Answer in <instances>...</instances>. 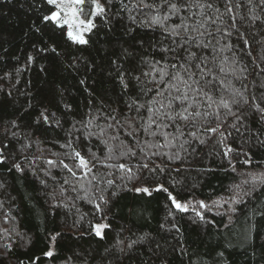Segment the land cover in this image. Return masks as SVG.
<instances>
[{"label": "trees", "instance_id": "1", "mask_svg": "<svg viewBox=\"0 0 264 264\" xmlns=\"http://www.w3.org/2000/svg\"><path fill=\"white\" fill-rule=\"evenodd\" d=\"M99 1L106 11L93 17L95 27L85 34L88 43L81 45L68 39L66 26L62 30L42 20L54 10L46 0H0V155L4 157L0 161V264H264V183H241L249 174L264 171V121L252 107V97L264 107V19L253 24L249 5L244 3L237 10V23L248 47L235 33L230 38L237 44L240 66L248 69L245 77H229L233 87L249 98L240 109V120L226 119L223 136L201 132L205 143L193 140L191 146L185 145L187 152L180 149V141L160 149L179 152L181 157H154L164 172L143 170L128 180L115 170L105 175L110 170L97 165L93 174L98 180L89 184L91 174L81 176L83 169L76 168L73 149L91 160L93 153L102 157L106 152L102 139L111 145L132 140L126 135L127 125L108 128L114 121L107 118L115 115L123 125L126 115L136 117L134 110H128L129 99L144 102L151 96H143L132 76L147 81L141 74L150 69L143 61L163 62L170 54L161 49L171 46L159 28L140 23L150 10L138 11L133 0ZM253 4L255 13L264 18L259 0ZM172 23H180L179 18L171 17ZM121 73L126 74L128 88L120 82ZM141 115L146 119L148 113L142 109ZM142 122L136 120L134 126ZM89 132L95 135H86ZM113 136L119 139L112 140ZM139 139L153 138L140 132ZM154 139L164 142L160 136ZM49 160L55 165L50 166ZM61 160L77 175L72 176ZM136 163L132 159L130 166ZM108 179L114 184L107 185ZM161 184L168 192L155 190ZM235 184L242 194L231 207L235 211L208 208L214 198L231 196ZM138 187L149 188L151 195L134 191ZM98 188L107 204L96 199L101 194ZM169 193L181 204L203 201L207 207L177 210ZM96 224L109 225L103 238L95 235ZM49 250L53 255H44Z\"/></svg>", "mask_w": 264, "mask_h": 264}, {"label": "snow or ice", "instance_id": "2", "mask_svg": "<svg viewBox=\"0 0 264 264\" xmlns=\"http://www.w3.org/2000/svg\"><path fill=\"white\" fill-rule=\"evenodd\" d=\"M46 3L53 6L54 10L50 9L42 20L52 22L62 30L63 26H67L68 39L81 45L88 43L84 38V33L90 32L95 27L91 17L102 15L106 11L99 0H46ZM244 3L249 5V20L253 24L264 19L255 13L254 9L257 5L253 4V0H159L158 3L155 0L153 2L133 0V7L138 11L150 10L146 19L140 20V23L154 29L159 28L167 34L171 46H165L161 51L170 54V58L165 56L163 62L145 59L143 62L149 65L150 71H145L141 75L148 77L147 81H142L140 75L132 76L134 69L127 73L136 81L143 96H151V99L141 102L140 98L131 97L127 107L129 112L135 111L136 117L128 118L126 115L122 125L121 121L113 115L107 119L114 123H108L106 127L127 125L126 135L132 138L131 141L121 140L119 145H111L102 139L101 143L105 144L106 152L102 157L93 153L91 160L73 149L72 155L78 161L76 168L83 169L81 176L87 178L91 174L89 184L98 180L93 174V169L97 165L110 170L105 175H112V170H115L121 172L122 179L126 177L128 180L136 178L137 174L143 170L154 172L158 168L164 172L163 167L155 164L154 157L164 156L168 160H179L181 157L179 152H161L160 149L174 146L175 141H180V149L187 152L188 147L185 145L191 146L193 140L200 144L205 143L203 139H200L201 132L220 133L223 136L221 128L226 119L232 117L234 120H240V109L249 104V98L244 90L233 87L229 77L236 79L245 77L248 69L240 66L235 51L237 44H234L230 38L234 33L237 39H243L245 35L240 32L237 23L239 15L237 10L243 7ZM221 5H223V10H221ZM85 6L90 9V12ZM258 6L264 9V0H259ZM122 7L127 8L128 5L122 3ZM171 17H178L180 23L169 24ZM239 18L243 20V17ZM129 19L136 22L135 16L130 15ZM261 43L264 44V39ZM243 44L247 48L248 40L243 39ZM41 51H47V49H41ZM52 51L55 52V48H52ZM225 52H231L232 55L222 56L221 54ZM248 55L251 53L249 52ZM261 59L264 60V57ZM125 75V73L120 74V82L128 88ZM147 84H152L154 87H147ZM225 93L228 95L226 96ZM252 101V107L257 110L260 119L264 121V107L255 102V97H252ZM142 109L148 113L146 119L141 115ZM41 117L47 122L48 117L43 112ZM136 120L143 121L138 128L134 126ZM213 120L216 122L215 127H209V123ZM91 124L92 121H89L87 126ZM231 127L236 128V125L232 124ZM169 128L174 129V132L167 131ZM186 129L190 131L186 132ZM103 131L104 129H101V134ZM140 132L153 139H139ZM86 135H95V133L89 132ZM157 136L162 137L164 142L155 140ZM111 139L118 140L119 137L113 136ZM71 146L70 141L68 147ZM117 149H119L118 154H116ZM153 149L156 151H152ZM195 150L192 149V151ZM228 151L231 149L229 148ZM3 159L4 157L0 155V161ZM121 159L128 160L129 163L119 162ZM132 159L137 160V163L130 166ZM110 161H116V163H110ZM47 163L50 166L55 165L52 160ZM59 163L72 176L77 175L74 168L64 163L63 160ZM150 165H155V167H150ZM16 167L19 170V165ZM252 179L264 183V175L253 176ZM104 182L107 185L114 184L112 179ZM65 183L67 184L68 181L66 180ZM80 187L83 188L84 185ZM97 190L101 191V194L96 199L107 204L108 200L102 194L103 190L99 188ZM155 190L168 192L162 184L158 185ZM134 191L151 195L147 187H138ZM112 195L115 196L116 193L113 192ZM85 196L87 197V191ZM169 199L177 210H188V206L178 202L171 193H169ZM90 202L95 203L94 200ZM233 202L238 203L239 201L233 198ZM199 204L201 208L207 207L203 201ZM95 206L98 211H102L100 203H96ZM197 215L203 218L201 213L197 212ZM107 227H109L107 224H96L93 226V231L97 237L103 238V230ZM57 236L59 233L54 235L52 240L54 241ZM120 243L122 242L117 241L118 245ZM131 246L132 244L128 245V247ZM121 251H123L122 248ZM44 255L52 256L53 252L49 250Z\"/></svg>", "mask_w": 264, "mask_h": 264}, {"label": "rangeland", "instance_id": "3", "mask_svg": "<svg viewBox=\"0 0 264 264\" xmlns=\"http://www.w3.org/2000/svg\"><path fill=\"white\" fill-rule=\"evenodd\" d=\"M100 3V1H99ZM90 12V9H89ZM84 19H87L88 17H82ZM93 19V17H91ZM66 31H67V26H66ZM85 34L84 33V38H85ZM264 175V171H260V172H254L249 174L248 176H246L245 179L241 180V183H249V182H256L257 180H253L252 177L253 176H261ZM238 184H235L234 186H232L231 190H230V195L231 196H226V197H216L213 200L210 201V203L208 204V208H210L213 211H227L229 209H231V207L233 206V198H235L236 200L242 195L240 193V188L236 187ZM239 190V192H237ZM237 194V195H236ZM187 206L189 207H194V208H198L200 207L199 202L197 203L196 201L194 202H188L186 203ZM207 205V204H205Z\"/></svg>", "mask_w": 264, "mask_h": 264}]
</instances>
